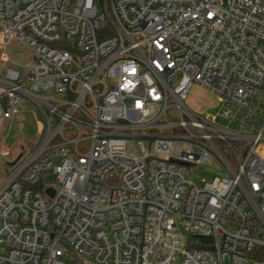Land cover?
Masks as SVG:
<instances>
[{"label":"built area","instance_id":"obj_1","mask_svg":"<svg viewBox=\"0 0 264 264\" xmlns=\"http://www.w3.org/2000/svg\"><path fill=\"white\" fill-rule=\"evenodd\" d=\"M0 32V120L26 97L38 125L0 183V264H264V0H0Z\"/></svg>","mask_w":264,"mask_h":264},{"label":"rangeland","instance_id":"obj_2","mask_svg":"<svg viewBox=\"0 0 264 264\" xmlns=\"http://www.w3.org/2000/svg\"><path fill=\"white\" fill-rule=\"evenodd\" d=\"M2 39L3 35L0 32V42ZM10 50L13 58L20 62H26L30 58L29 49L22 43L13 40L10 41ZM4 66L5 63L0 58V73L2 72ZM41 93L47 94L46 91H42ZM256 99L257 101L262 100L264 102V86L260 90ZM187 103L192 109L204 111L209 114H215L220 105L218 97L199 84H194L192 86ZM228 105L231 104L228 103ZM17 107L19 111V120L17 124H14L10 129L7 138V146H10L13 152L11 155L4 157L5 160L15 158L16 154L23 146V143L27 140H33L37 135V118L33 115V112L36 111L37 107L34 102L26 97H21ZM221 123L226 124V121L222 120ZM222 150L227 158H231L234 155L230 148H223ZM12 168L13 166H9L7 163L0 161V183L5 179ZM189 169L190 172L188 177L194 180L198 185H202L204 181H210L215 176L226 171L218 157H215L214 154L209 156L206 164L191 165ZM55 178V175L51 172H46L43 174V184H50L56 187L58 184L55 182ZM184 237H187V235L184 234ZM63 261L65 264H82L81 262L83 261L87 263L84 257L71 253H66L63 257Z\"/></svg>","mask_w":264,"mask_h":264},{"label":"crops","instance_id":"obj_3","mask_svg":"<svg viewBox=\"0 0 264 264\" xmlns=\"http://www.w3.org/2000/svg\"><path fill=\"white\" fill-rule=\"evenodd\" d=\"M1 92V89H0ZM1 98H0V104H1ZM34 115V114H33ZM35 117V116H34ZM19 120V113L16 114V116L14 117L13 122H10L9 120H0V150L3 147H7L10 148L11 150V154L13 152L12 148L10 146H7V138H8V134L10 132V129L13 127L14 124H17ZM11 125V128L9 129V126ZM8 127V128H7ZM26 141V140H25ZM27 142V141H26ZM24 142L23 145L26 143ZM22 147L20 148V150L18 151V153L16 154V157L21 153ZM10 154V155H11ZM15 157V158H16ZM15 158L11 159V160H5L4 157L2 156L0 158V161H3L4 163L7 162H12Z\"/></svg>","mask_w":264,"mask_h":264},{"label":"water","instance_id":"obj_4","mask_svg":"<svg viewBox=\"0 0 264 264\" xmlns=\"http://www.w3.org/2000/svg\"><path fill=\"white\" fill-rule=\"evenodd\" d=\"M21 155H22V153H20L12 162H7V165H9V166L14 165L17 162V160L21 157ZM46 193L51 195V196L54 194L52 189H47Z\"/></svg>","mask_w":264,"mask_h":264},{"label":"trees","instance_id":"obj_5","mask_svg":"<svg viewBox=\"0 0 264 264\" xmlns=\"http://www.w3.org/2000/svg\"><path fill=\"white\" fill-rule=\"evenodd\" d=\"M41 186H42V184H41V183H39V184L35 185V187H37V188H40V189L42 188ZM81 263H82V264H86L84 261H83V262H81Z\"/></svg>","mask_w":264,"mask_h":264}]
</instances>
